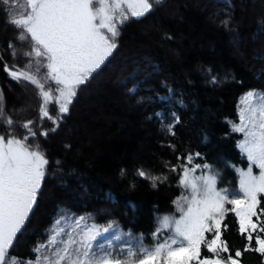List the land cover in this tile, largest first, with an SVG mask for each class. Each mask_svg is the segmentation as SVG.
I'll use <instances>...</instances> for the list:
<instances>
[{
	"label": "trees",
	"instance_id": "trees-1",
	"mask_svg": "<svg viewBox=\"0 0 264 264\" xmlns=\"http://www.w3.org/2000/svg\"><path fill=\"white\" fill-rule=\"evenodd\" d=\"M15 2L16 13L25 11V0ZM260 3L160 0L157 4L154 0L150 14L130 18L120 26L118 48L78 90L54 132L52 121L40 119L42 98L35 85L17 83L4 71L5 62L25 68L30 58L23 53L30 51L31 42L16 41L17 30L5 24L0 11V89L4 117L14 122L9 128L0 118V135L7 137L11 131L23 139L27 130L22 123L33 120L37 136H29L27 143L33 150L39 144L49 160L39 204L26 233L10 249L11 257L28 258L37 242L47 240V230L60 214L73 226V220L81 216L85 217L82 224L114 222L116 227L104 235L117 251L125 242L135 245L140 237L145 244H153L152 233L160 227L161 218H178L174 201L189 194L179 184V171H169L170 166L183 162L177 157L188 153H201L194 163H208L221 174L218 188L238 191L236 169L247 160L237 146L240 133L232 131L239 122L237 103L247 90H264V0ZM208 11L215 14L217 23L210 21ZM227 17L230 21L224 27L221 22ZM234 38L241 42L242 57L234 51ZM10 40L17 44L16 58L6 51ZM32 63L35 73L34 59ZM40 63L38 77L54 96L53 84L44 79L46 61L41 58ZM212 76L217 83L211 82ZM21 90L31 96V107L26 114H15L25 101ZM126 96L132 101L127 103L129 108ZM58 108L53 100L49 114L57 117ZM173 113L180 117L174 137L167 127L173 123ZM45 130L49 131L46 137L40 135ZM138 168L168 179L154 188L150 180L136 175ZM121 169L126 170L123 176ZM200 174L197 170L196 175ZM261 207L264 199L258 214ZM225 223L228 228L223 238L234 255L247 240L239 233L234 213L227 214ZM116 235L120 240L113 239ZM167 235V230L161 233ZM101 242L103 238H98L97 243ZM202 254H208L205 248ZM242 264H264V257L249 251L242 256Z\"/></svg>",
	"mask_w": 264,
	"mask_h": 264
},
{
	"label": "snow or ice",
	"instance_id": "snow-or-ice-1",
	"mask_svg": "<svg viewBox=\"0 0 264 264\" xmlns=\"http://www.w3.org/2000/svg\"><path fill=\"white\" fill-rule=\"evenodd\" d=\"M25 5V11L16 13L15 0H0L5 24L17 30L16 41L31 42L30 51L23 53L30 58L25 68L10 67L5 62L4 71L17 83L35 85L42 98L40 119L52 121L56 126L51 129L54 132L69 113L78 90L87 85L118 48L120 26L130 18L150 14L154 4L153 0H25ZM224 24L228 26V21ZM165 38L171 39L167 35ZM6 51L16 58V42L10 40ZM41 58L46 61L44 79L54 81L57 86L55 96L51 89L45 90V83L38 77ZM0 60H3L2 53ZM211 82L217 83V77L212 76ZM3 99L0 89V118L12 128V118L4 117ZM53 100L59 106L57 117L49 114L48 105ZM172 120L167 127L174 137L180 117L173 113ZM34 124L33 120L22 123L21 127L27 130L23 139L11 131L7 137L0 135V264H242V256L249 251L264 257V219H261L264 207L259 209L260 214L257 212L264 199V94L248 92L246 107L239 112V123L232 126L233 132L243 134L237 146L248 162L246 170L237 169L238 191L217 187L221 174L208 163H194L201 153L177 157L183 162L170 166L169 171H179V184L189 193L174 201L179 217L165 215L161 218L160 227L152 233L153 244H145L140 237L135 245L125 242L118 251L104 235L116 227L114 222L106 226L82 224L85 217L81 216L73 220L74 227L68 228L65 226L67 216L60 214L47 230V240L37 242L28 258L10 256V249L14 248L19 235L26 233L31 214L39 204L49 165L39 144L33 150L27 143L29 136H37ZM48 134V130L40 133L45 137ZM169 147L176 150L175 145ZM254 167L259 170L258 174L253 171ZM197 170L200 175H196ZM125 174L126 170L121 169V175ZM136 175L150 180L154 188L168 179L165 175H150L143 168H138ZM229 212L235 214L239 233L247 240L243 250L235 249L234 255L223 238ZM253 217L259 223L254 222ZM165 230L170 235L162 237ZM208 233L211 238L206 236ZM98 238H103L104 242L97 243ZM113 239L120 240V236ZM202 246L212 255L202 258Z\"/></svg>",
	"mask_w": 264,
	"mask_h": 264
},
{
	"label": "rangeland",
	"instance_id": "rangeland-1",
	"mask_svg": "<svg viewBox=\"0 0 264 264\" xmlns=\"http://www.w3.org/2000/svg\"><path fill=\"white\" fill-rule=\"evenodd\" d=\"M154 1V0H153ZM262 0H249V4H250V6L252 5V4H255V3H260ZM260 4H262V3H260ZM242 6V5H241ZM208 14V18L210 19V21H212V22H216L217 23V19H216V17H215V14L213 13H210L209 11L207 12ZM230 19H231V16H230ZM230 19H229V17H227V19L225 20V21H230ZM222 23V25L224 26V27H226L225 26V24H224V21H222L221 22ZM241 42H237V38H234V44L232 45L233 46V48H234V51L240 56V57H242L243 56V51H242V49H240L241 48ZM177 55V54H176ZM119 81V80H118ZM50 82L53 84V88H54V96L55 95H57V93H56V84H55V82L54 81H51L50 80ZM22 91V93H23V95H24V98H25V101H23L22 103H23V105H22V107L20 108V109H17L16 110V112H15V114H26L27 113V111H26V109L27 108H30L31 107V105H30V103L32 102V98H31V96L30 95H27V92L26 91H24V90H21ZM250 91H253V92H255V93H257L258 95L259 94H264V91L263 90H261V89H254V90H247L240 98H239V100H238V103H237V111H238V114H239V112H240V110L242 109V108H244V107H246V94L248 93V92H250ZM132 100H133V98H132ZM124 102L127 104L128 102H130V104H132L131 102V98L129 97V96H126L125 98H124ZM129 104H127V106H128ZM132 107H133V105H131ZM130 106H128V108H129ZM18 112V113H17ZM239 123V122H238ZM240 135H241V137L239 138V140H238V142L240 141V140H242L243 139V134L242 133H240ZM238 149H239V147H238ZM239 151H240V149H239ZM240 153H241V151H240ZM241 155L243 156V157H245V159L247 160V157H246V155H244V154H242L241 153ZM247 167H248V162H247V164L244 166V167H238L237 169H241V168H243V169H247ZM237 169H236V171H237ZM253 171L255 172V173H257L258 174V169L257 168H253ZM237 175H238V172H237ZM238 189H239V175H238ZM237 219V218H236ZM253 220H254V222H257V223H259V220H257L256 219V217H253ZM237 224H238V220H237ZM66 227H68V228H71V227H74L73 225H71L69 222H67V224L65 225ZM238 228H239V224H238ZM206 236H208V238H211V234L210 233H208V234H206ZM203 248H205V247H203L202 246V248H201V257L203 258L204 256H206V255H208V256H210V255H212L211 253H208V254H205V255H203L202 254V249ZM206 249V248H205ZM207 250V249H206Z\"/></svg>",
	"mask_w": 264,
	"mask_h": 264
}]
</instances>
